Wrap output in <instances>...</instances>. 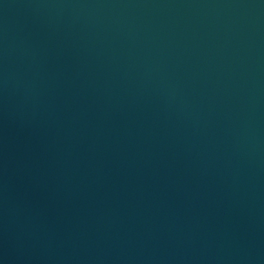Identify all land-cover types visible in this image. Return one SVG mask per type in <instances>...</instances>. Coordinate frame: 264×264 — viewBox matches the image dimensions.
I'll list each match as a JSON object with an SVG mask.
<instances>
[{"label":"water","instance_id":"95a60500","mask_svg":"<svg viewBox=\"0 0 264 264\" xmlns=\"http://www.w3.org/2000/svg\"><path fill=\"white\" fill-rule=\"evenodd\" d=\"M0 264H264V0H0Z\"/></svg>","mask_w":264,"mask_h":264}]
</instances>
